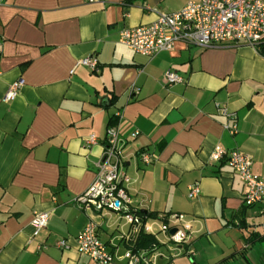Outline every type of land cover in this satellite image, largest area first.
<instances>
[{
	"label": "crops",
	"instance_id": "obj_1",
	"mask_svg": "<svg viewBox=\"0 0 264 264\" xmlns=\"http://www.w3.org/2000/svg\"><path fill=\"white\" fill-rule=\"evenodd\" d=\"M188 1L195 0H0V264H96L76 248L89 220L115 256L124 250L120 238L130 225L120 214L75 202L94 177L117 111L131 206L158 217L181 213L191 226L182 246L157 234L155 263L264 264V250H253L264 243L255 236L264 233V199L245 205V186L227 157L210 158L216 145L239 149L264 183V56L244 43L180 41L147 57L118 42L122 29ZM88 54L99 72L74 68ZM168 69L183 81L166 84ZM17 79V95L3 101ZM218 105L235 113L233 134ZM89 134L96 141L87 147ZM143 152L151 163L141 160ZM194 182L200 193L190 199ZM35 212L49 217L33 235ZM59 239L68 248H58ZM115 256L109 264H125Z\"/></svg>",
	"mask_w": 264,
	"mask_h": 264
},
{
	"label": "built area",
	"instance_id": "obj_2",
	"mask_svg": "<svg viewBox=\"0 0 264 264\" xmlns=\"http://www.w3.org/2000/svg\"><path fill=\"white\" fill-rule=\"evenodd\" d=\"M86 1L103 3L105 0ZM180 41L204 48L244 43L257 50L259 44L264 41V0L188 1L176 11L170 13L158 11L153 22L124 28L118 36L119 43L147 57L170 50L176 42ZM79 65L87 67L91 72H99V61L95 54L79 58L74 68ZM182 81L183 77L176 71L168 69L164 74V82L168 85ZM21 86V79L13 81L8 86L2 100L6 102L13 100ZM132 91L136 92L137 88L132 87ZM217 112L231 120L232 124H225L224 128L233 134L235 113L221 105L217 106ZM121 117V111H117L114 115L116 122L107 126L104 148L95 162L94 177L86 190L75 198V202L88 211L118 213L128 222L130 229L120 238L125 246L121 255L125 264H156L155 257L160 255L156 252L157 248L151 251L136 249L134 235L142 230L156 238L157 234L162 232L167 235V242L182 246L188 242L191 226L186 215L181 213L147 218L145 221H141L136 215L137 209L131 206V199L126 188L128 178L123 172L125 140L119 135L117 126ZM136 134L137 132L134 131L132 136ZM95 141L94 134H89L84 138V144L87 147ZM223 156L227 157L229 166L245 186L244 204L252 206L263 201L264 183L252 171L250 156L239 149L226 151L222 146H214L210 158L219 160ZM140 158L146 164L153 160V156L146 152L141 153ZM199 193L200 187L197 182H194L189 186L187 196L194 199ZM48 217V212L33 214V235L46 226ZM155 223H158L157 229L153 228ZM171 229L175 231L171 233ZM261 229L264 232V220ZM131 234L133 237L130 236ZM75 240L78 253L96 264L113 262L116 247L100 239L97 234V224L94 221L89 220ZM55 245L60 249L68 248L65 239L57 240Z\"/></svg>",
	"mask_w": 264,
	"mask_h": 264
},
{
	"label": "trees",
	"instance_id": "obj_3",
	"mask_svg": "<svg viewBox=\"0 0 264 264\" xmlns=\"http://www.w3.org/2000/svg\"><path fill=\"white\" fill-rule=\"evenodd\" d=\"M257 51L264 56V41L259 44ZM116 122L115 118L110 120V124H114ZM136 215L141 219V221H145L147 218H157V214L153 212H147L143 210H136ZM130 236L133 237V234ZM135 236V248L136 249H146L151 251L153 248H157L160 246L158 240L151 234L145 233L142 230L139 231ZM259 241H264V233L263 234H255Z\"/></svg>",
	"mask_w": 264,
	"mask_h": 264
},
{
	"label": "rangeland",
	"instance_id": "obj_4",
	"mask_svg": "<svg viewBox=\"0 0 264 264\" xmlns=\"http://www.w3.org/2000/svg\"><path fill=\"white\" fill-rule=\"evenodd\" d=\"M253 250H257L260 253H263L264 250V243H256L255 247ZM124 250L122 248H120L118 250V253H116L115 257H121V255L123 254ZM264 254V253H263ZM189 257V256H188ZM125 262V261H124Z\"/></svg>",
	"mask_w": 264,
	"mask_h": 264
},
{
	"label": "water",
	"instance_id": "obj_5",
	"mask_svg": "<svg viewBox=\"0 0 264 264\" xmlns=\"http://www.w3.org/2000/svg\"><path fill=\"white\" fill-rule=\"evenodd\" d=\"M175 231V229H171L170 232L173 233Z\"/></svg>",
	"mask_w": 264,
	"mask_h": 264
}]
</instances>
